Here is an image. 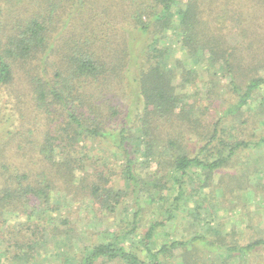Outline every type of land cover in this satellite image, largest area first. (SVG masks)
Here are the masks:
<instances>
[{
  "label": "trees",
  "instance_id": "trees-1",
  "mask_svg": "<svg viewBox=\"0 0 264 264\" xmlns=\"http://www.w3.org/2000/svg\"><path fill=\"white\" fill-rule=\"evenodd\" d=\"M228 27L239 29L240 42L227 40ZM131 34L146 38L134 78L142 109L134 121L110 97L126 71ZM200 73L210 95L204 103L195 88ZM23 80L29 100L44 111L35 112L41 129L31 123L15 152L10 141L0 145V221L19 207L30 206V218L59 210L50 201L56 177L69 183L67 194L81 193L100 212L113 213L127 196L136 207L129 229L82 247L78 261L66 254L61 264H162L196 240L239 256L264 247V237L237 245L200 233L163 243L155 236L190 202L191 222L198 220L216 171L244 149L264 148V135L234 137L226 124L264 108V0H0V99L5 87ZM184 129L200 137L197 151L168 134ZM103 147L110 153L93 154ZM26 155L36 167L24 165ZM116 178L125 188H116ZM141 198L160 201L164 216L138 234ZM59 222L65 227L68 220Z\"/></svg>",
  "mask_w": 264,
  "mask_h": 264
},
{
  "label": "rangeland",
  "instance_id": "rangeland-1",
  "mask_svg": "<svg viewBox=\"0 0 264 264\" xmlns=\"http://www.w3.org/2000/svg\"><path fill=\"white\" fill-rule=\"evenodd\" d=\"M218 26L224 23L223 17L218 18ZM230 43L241 41L239 29L229 28L225 31ZM243 39V38H242ZM146 38L137 34L130 35L126 71L120 80L111 89L110 97L120 105L122 115L130 113V119H136L135 114L142 109L134 78L137 76L139 62L142 60V50ZM248 39H243L247 45ZM62 43H58L60 49ZM176 55L183 53L176 52ZM189 64L188 60H185ZM201 69V68H200ZM206 73H200L197 84V99L204 103L210 97L208 87L204 80ZM178 80L175 79L174 83ZM27 81L17 82L5 87L0 99V145L10 141L8 151L15 152L22 139H18L26 128L35 122V127L41 129V117H36L35 112L44 111L36 106L35 101L27 95ZM264 95V90H262ZM203 99V100H202ZM255 110L256 103L252 104ZM248 109L245 108L246 111ZM140 110V111H138ZM256 108L258 114L252 118L248 115H239L237 123L226 121L228 134L234 137L251 139L264 135V108ZM212 118V117H211ZM247 119V122H243ZM120 118L113 125L120 123ZM182 133H168L171 137L177 136L179 141L190 152H195L202 144L200 137L194 132L185 130ZM40 139L43 133H40ZM22 145V144H21ZM259 151L244 149L227 167L216 171L210 185L204 207L200 210L199 219L191 222L193 218L188 208L193 207V202L188 203L184 210H180L177 219L167 223L155 235L157 243L170 242L174 239H189L195 234L214 240L219 244H245L255 238L264 237V148ZM86 152V151H85ZM87 153V152H86ZM90 153V154H89ZM91 156L92 152H89ZM106 155L108 148H95L93 154ZM18 157V155H16ZM24 165L36 167L35 160L29 156L21 157ZM93 159V158H92ZM93 165L106 166L94 159ZM114 167V166H113ZM119 172L120 166L114 167ZM120 177V175H117ZM57 184L50 193L52 205H58L59 210H53L36 217L30 218L29 206L26 210L4 212L0 221V264H61L66 254L69 259L74 257L78 261L81 257V248L91 243H98L111 237V233H120L129 229L127 222L132 217L136 208L133 197L127 196L113 213L93 208L88 197L67 194L64 190L67 180L55 178ZM117 189L125 188L123 178L115 179ZM197 186V184H196ZM204 191V190H203ZM208 192V189L205 190ZM171 191H165L170 195ZM151 199V194H147ZM172 195L169 197L171 199ZM142 203V220L138 234L144 233L151 221L163 218V208L160 201ZM141 205V204H140ZM206 209V210H205ZM67 218L64 227L59 219ZM160 229V228H159ZM67 231L69 238L63 236ZM67 245V246H66ZM31 246V247H30ZM71 263V262H70ZM94 264H125L119 259L99 258ZM162 264H264V247H259L245 256L229 254L224 250L209 248L202 241L196 240L183 249H175L171 254L162 258Z\"/></svg>",
  "mask_w": 264,
  "mask_h": 264
}]
</instances>
